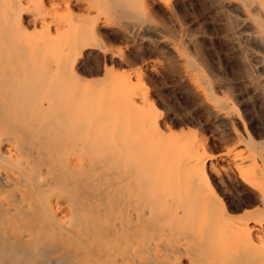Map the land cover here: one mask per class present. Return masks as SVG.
<instances>
[{
	"label": "bare ground",
	"instance_id": "bare-ground-1",
	"mask_svg": "<svg viewBox=\"0 0 264 264\" xmlns=\"http://www.w3.org/2000/svg\"><path fill=\"white\" fill-rule=\"evenodd\" d=\"M36 1L0 0V264H131L139 261V257L146 254L152 257L148 264H182V258L185 259V264H264V227L261 226L264 222V162H259V165L255 163L249 142L247 143L249 146L245 145L243 150L237 148L236 144L234 149L237 148V151L234 149L233 151L243 153L240 152L238 155L233 152L237 158L229 157L234 159L232 163L241 183L246 184L250 189H255V195L260 202L259 207L242 208V213H230L226 210L221 195L216 192L207 197L208 201L205 198L207 195L203 197L206 199L203 203L209 204V211L199 196V202L196 200L194 202L198 206L202 203L204 210L201 209L202 204L201 208H198V206L193 207L194 203L193 206L190 205L191 200L188 203L197 193L193 197L189 196L188 201L177 202L175 197L173 200V192L170 194L172 197L169 195L167 197L163 190L167 189L165 180L168 181L169 176L173 179H171L173 184L168 182L170 185L177 184L179 181L177 177L180 180L184 179L182 182L186 184L185 180L190 176L194 180V185L201 183L202 192H204L203 184L205 188L213 189L212 180L206 171L208 166L204 161L205 155L200 156V159L204 158L201 161L192 158L187 148L182 153L181 150L176 149V145H173L175 148L172 146V149L176 150L175 153L173 151L174 158H171L173 164L170 161L172 167H169L171 168L169 171V163H167V172H165L167 174L169 171L167 174L169 176L165 177L162 168L157 170L163 166L161 162L164 159L159 156L163 148L158 147L156 150L157 147L135 141L118 146L119 159L115 160L121 165L117 171L112 166L115 164L108 166L105 164L107 161L103 160L104 166L108 167V170L105 168L107 171L102 168L107 180L104 182L105 187L103 185L98 192H102L103 188L107 200L103 201L104 192L102 194L93 192V198L94 195L95 197L99 195V199H102L104 204L96 197L94 199L102 206L89 209L86 214H80L81 210L84 211L78 206L80 199L78 200L76 194L84 195V199L92 202L90 195L95 190V185L93 188L89 185H93L91 181L93 178L90 182L81 181V185L77 183L73 158L67 156L61 160L60 154H62L61 149L67 146L71 155L74 139L77 138L75 134L83 133L81 128L83 124L80 123L78 127L77 124H73L77 120L70 121L74 115L71 112L82 110L78 101L89 96L85 97L84 93L79 96L78 90L72 88L63 93L57 92L62 80L60 77H63L61 74L65 71H70V77L76 75L74 65L77 55L84 49L95 46L99 26L109 23L105 15L102 17L98 15L99 6L106 8V15L121 13L125 16H133L139 14V11L134 10V12L132 9L135 6L131 8L132 5L127 6V3L135 2V5L139 4L142 7L146 0H38L43 15L37 14L39 12L34 10L36 6L31 7L35 3L37 5L38 1ZM32 2L33 4H30ZM237 5L251 17L250 22L247 21L250 32H253L251 35L260 38L262 34L255 33H264V0H238ZM73 7L77 10L74 11ZM57 8L72 15L73 19L66 23L48 21L46 15L51 11L53 13ZM249 10L254 11L253 14H249ZM25 13L30 15L28 19L24 16ZM34 27L43 31H39V34L38 29ZM68 76L69 74L66 75ZM130 88L128 90H136H133L135 87ZM210 96L212 98V95ZM127 98L132 102L133 97ZM214 99L209 108L214 115L219 116L225 104L222 100L214 101ZM72 100H77L78 104L75 102L76 105H73ZM67 101L71 106L68 105L69 103L66 104ZM76 106L81 109L79 107L76 109ZM73 107L75 110H72ZM64 109L68 111L67 117L65 115L67 111L65 112ZM65 123L69 124L64 127ZM71 123L77 125L76 129L80 131L74 133ZM58 124H62V127H58ZM69 125L71 126L68 127ZM183 139L185 140V137L182 141ZM85 143L82 142L81 145ZM192 143L191 141L189 145ZM81 148L80 152L82 149L85 151ZM152 148L154 152L156 150L161 153L159 152V155L152 153ZM169 148L166 147L171 152ZM168 150L162 154L165 155ZM154 155L158 160H155ZM177 155L188 157L187 166L184 160L178 159ZM89 157L94 158L95 162L91 161L93 164L97 163L96 161L100 162L92 155ZM112 157L107 159L110 160ZM164 157L170 159L167 155ZM175 157L179 162L181 161L180 164L176 163ZM83 162V165L88 163L86 160L81 161ZM155 162L158 164L156 170H153ZM182 164L188 170L185 174ZM98 165L103 166L100 162L97 167L95 165L97 169L101 167ZM177 166L178 170H183L181 173L176 171ZM257 167L260 169L256 170ZM86 168L89 169L88 166ZM172 169L176 170L172 171ZM253 170H256L255 173H251ZM156 171H160L159 174H156ZM176 172L180 173L177 177ZM84 175L82 176L86 177L88 174ZM98 178L101 179L100 176ZM98 178L94 177L96 180ZM98 182L100 184L98 183L96 188L101 185V182ZM182 182H178L177 185L182 186ZM190 185H186L187 192L193 188L192 185L189 187ZM200 186L194 189L199 190ZM178 193L181 195V192ZM209 214H212L211 218ZM216 217L220 219V221L216 219L217 221H222L221 227L224 226L219 235L216 230L220 228L218 222L214 223L213 220L218 228L213 226L214 224L210 225L211 219ZM203 227L208 232L213 231L208 233L210 236L205 237L202 233ZM167 232H170L171 244L158 242L160 246L158 249L157 241L168 234ZM124 240L129 244H123ZM153 241L156 242L152 243ZM214 243L219 245L218 247L215 245L216 250L223 247L222 258L219 248L218 252L214 251V254L207 256L211 260L216 259L214 262L208 261L209 258L204 260L206 256H203L204 250H209L207 252L210 253L211 247H208ZM221 243H224L223 246ZM215 253H218L216 256L220 258L214 256L216 258L212 259V254ZM225 254L228 258L223 257ZM145 259L148 258L145 257L144 261Z\"/></svg>",
	"mask_w": 264,
	"mask_h": 264
},
{
	"label": "rangeland",
	"instance_id": "rangeland-1",
	"mask_svg": "<svg viewBox=\"0 0 264 264\" xmlns=\"http://www.w3.org/2000/svg\"><path fill=\"white\" fill-rule=\"evenodd\" d=\"M38 3L39 1L37 5L36 3L34 5L33 2L30 4H33L31 6L33 8H35L34 6L37 7L34 9L36 12H39L37 14L43 15L44 12L39 7L40 3ZM237 3L238 0H146L145 4H142L141 7L139 4L135 5V2H130L127 3V6L131 4V8L135 6L132 9L133 11H139V14L133 16H125L121 13L118 15L114 13L106 15V8L104 6H97L98 15L100 17L105 15L109 19V23L99 26L96 36L97 40H95L96 45L84 49L77 55L74 65L76 77H70V71H65L69 74L68 77H66L67 74L65 72V75L62 72L61 76L63 75V77H60V79L62 78V82L60 81V85L58 86L59 91L57 90V92L63 93L72 88L78 90L79 96H82V93L85 94V97L89 96L78 101L80 102L79 104L77 100H72L71 103L74 105L76 102L80 107L82 106V110L77 108L79 106L75 107L78 110H75L73 107L74 109L72 110H75V112L69 110L71 113H74L73 116L71 115L73 119L70 121L74 122L77 120L72 123L77 124L78 127H80V123L83 124L81 125L83 133H78L77 130L79 129H76L77 125H72L71 123L74 133L77 132L75 134L77 138L74 139L73 143V152L70 155L67 146H65L61 149L62 154H60L61 160H64L67 156L73 158L77 172V183L81 185L82 182L86 180L90 182L91 178H93L91 180L93 185L89 186L93 188L95 185V190L90 195L91 199L88 197L94 201H92L93 203L84 199V195L76 194L77 198L79 197L78 200L80 199L79 201L81 202L78 203V206H81L84 211L82 212L80 209L81 215L86 214V211L89 209L102 206L95 200L96 197L99 199V195L96 197L94 195L95 199L93 198V192L97 193L103 185L105 187L104 182H106L107 177L103 175L104 171L102 168L104 170L107 168L108 170L107 164L108 166L115 164L112 166L117 171L121 165L117 161L119 159L117 156L118 146L135 141L143 145L157 147L156 150H158V147H162L163 152L168 150L166 149L167 146L171 148L172 153L169 150L167 151L168 154L164 153L170 158L169 160L166 159L167 157H164L163 152L161 153V151L156 150L154 152L153 148L151 151L156 155L161 153L159 156L161 159H164L161 162L163 166L157 168V170L162 168L165 177L169 176L167 175L171 169L169 167H172L171 163L173 164V159L171 158H174L173 154L176 150L174 151L172 148L175 145L176 149L181 150L182 153L187 148L186 150L190 152L189 154L192 158L201 161L206 158L204 161L209 167H207L206 171L212 180L213 189L205 188L203 184L204 192H202L201 183L198 182L199 185H194V180L188 175L189 179L186 178V184L183 183L184 179L180 180L177 176L183 170L184 174L186 173L185 171H188L186 167L188 157L186 155H184L185 157L177 155L178 159L184 160L186 165L182 164L184 169L182 168L183 170L181 171L178 170V166L180 167L181 165L177 166V170L175 169L178 172L180 171V173L176 172V177L179 180L178 182H182V186L177 185L176 177L175 181L177 184L173 181L174 185H170L173 184L171 176H169L168 181L163 179L166 182L165 186L167 188L163 191L166 192L167 197L173 192L174 196H170L173 200L177 199L175 200L177 202L181 200L188 201L189 196L193 197L197 193V199L196 197H190L191 199L188 201L190 203L191 200L190 205L197 207L198 205L195 203L199 202L200 198L203 203V201H206L205 198L216 192L221 195L225 208L230 213H242V208L252 209L259 207L260 202L255 195V189H250L246 184L241 183L232 162L237 158L234 153L238 155L243 153L242 151H239V153L241 152L240 154L236 153L237 148L243 150L248 142L256 161L255 163L264 162V33H255L258 35L262 34L260 38L259 36L257 38V36L251 35L253 32H250L248 24L251 17L246 15V11L239 9L240 7ZM73 10L76 11L77 9L73 7ZM253 12L249 10V14H253ZM28 15V13L24 14L27 19L29 18ZM47 16L50 17L48 18ZM46 17L48 21L62 23L73 19L72 15L64 13L61 8L55 9L53 13L52 11L51 13L49 12V15L47 14ZM35 28L38 29L37 33L39 34V31H43L40 28ZM130 87H135L133 90L136 89L137 92L136 90H128ZM124 95L133 97L132 102H129L128 98ZM210 95H212V98H210ZM124 98L127 100L125 101ZM213 98H215L214 101L222 100L225 104V107L220 110L221 114L219 116L214 115L209 108ZM68 103L69 101L66 104ZM65 115L67 117L68 111ZM68 124L65 123L64 127ZM61 125L58 124V127L61 128ZM184 137L185 140L183 139L182 141ZM86 138H90L89 141L88 139L85 141ZM191 141L193 143L189 145ZM82 142H86L88 146L85 145L86 143L81 145ZM236 144L237 148L234 149ZM164 145L167 146L164 147ZM80 148L82 149L81 152ZM113 152H116V154ZM227 152H230V154ZM111 154H114L113 157ZM90 155L94 156L95 160L99 159L103 166L107 161L106 165L104 167L98 165V167H101L97 169V164H100V162L96 161L97 163L93 164L92 162L95 161H93L94 158L89 157ZM156 155L153 157L156 158ZM204 155L205 157L200 159V156ZM229 156L234 157V159ZM104 157L105 159H103ZM109 157L112 158L108 160L107 158ZM178 159L176 163L180 164L181 161L179 162ZM84 160H86V163L88 162L87 165H83L84 162L81 163ZM112 160L114 161L111 163ZM155 160H158V157ZM207 161H210L213 165L209 162V166ZM157 164L155 162L153 170H156ZM166 165L169 168L167 174ZM87 166L89 169L86 168ZM255 169H260V167ZM175 170L172 169V171ZM255 171L253 170L251 173H255ZM159 172L156 171V174H159ZM84 174L88 175L83 177L82 175ZM77 175L80 176L77 177ZM96 176L97 178L100 176L101 179H94ZM98 181L101 182V185L96 188L99 183ZM168 182L171 183L169 184ZM190 183H192L193 188L188 191L190 192L189 194L185 189L188 187L186 185H190ZM183 184L185 187H183ZM175 185L176 187H174ZM199 186L201 189H194L195 187L198 189ZM102 192H104L102 197H105L103 198L105 202L107 194L103 188ZM178 192H181V195ZM183 192L185 193L183 194ZM198 196L200 197L199 199ZM101 200L99 199V201ZM195 200L196 202H194ZM192 203L194 204L192 205ZM102 204L104 203L102 202ZM203 204H206V202ZM203 204L201 205L202 207ZM84 205H87L85 210ZM206 205L208 208L206 209L209 211V204ZM204 208L201 209L204 210ZM211 215L209 218H211ZM216 219L217 217L211 219L212 224L210 220L207 222L211 226L218 222L221 230H219L220 228L217 225L214 224L213 226L218 228L216 230L218 232L217 235H219L224 226L221 227L222 224L220 223L222 221L219 222L220 219H217L219 221ZM261 226L264 227V222ZM203 228L202 233H204L205 237L207 235L210 236L208 233L213 232L212 230L208 232L205 229L206 226ZM169 234L170 232L163 235L157 241L156 247L158 249H160L158 242L166 245L171 244L172 241L169 239L171 235ZM126 241L124 240L123 244H129ZM155 242L153 241L152 243ZM138 244H141V242ZM222 244L224 243H221V246H223ZM215 245L217 243L211 244L208 247H211L210 253L207 252L209 250H204L203 256L206 255L204 260L208 259L209 257L207 256H210L211 253L214 254V251L218 252L219 248H221L219 253H221L222 258V254H224L223 247H219L216 250L214 249ZM213 254L212 259L218 253ZM226 254L223 257H226ZM145 257L148 258L145 259L146 262L144 261ZM149 259H152L150 254L141 255L139 261L131 264H148ZM209 259L208 261L210 262L216 260ZM181 262L182 264L186 263L184 258L181 259Z\"/></svg>",
	"mask_w": 264,
	"mask_h": 264
}]
</instances>
